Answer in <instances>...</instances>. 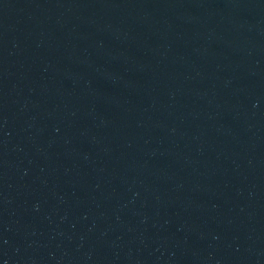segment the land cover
I'll return each instance as SVG.
<instances>
[{
	"label": "water",
	"instance_id": "1",
	"mask_svg": "<svg viewBox=\"0 0 264 264\" xmlns=\"http://www.w3.org/2000/svg\"><path fill=\"white\" fill-rule=\"evenodd\" d=\"M0 264H264V0H0Z\"/></svg>",
	"mask_w": 264,
	"mask_h": 264
}]
</instances>
